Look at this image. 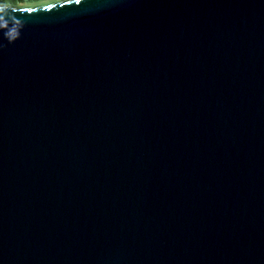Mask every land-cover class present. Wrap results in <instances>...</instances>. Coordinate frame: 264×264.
<instances>
[{
  "label": "water",
  "instance_id": "water-1",
  "mask_svg": "<svg viewBox=\"0 0 264 264\" xmlns=\"http://www.w3.org/2000/svg\"><path fill=\"white\" fill-rule=\"evenodd\" d=\"M47 1L0 0V264H264V0Z\"/></svg>",
  "mask_w": 264,
  "mask_h": 264
},
{
  "label": "trees",
  "instance_id": "trees-1",
  "mask_svg": "<svg viewBox=\"0 0 264 264\" xmlns=\"http://www.w3.org/2000/svg\"><path fill=\"white\" fill-rule=\"evenodd\" d=\"M71 0H48L45 3H31V4H24V7L34 8V7H43L50 3H65ZM3 6L5 7H11V8H18L20 7L17 2L14 5H10L8 2H4Z\"/></svg>",
  "mask_w": 264,
  "mask_h": 264
},
{
  "label": "snow or ice",
  "instance_id": "snow-or-ice-1",
  "mask_svg": "<svg viewBox=\"0 0 264 264\" xmlns=\"http://www.w3.org/2000/svg\"><path fill=\"white\" fill-rule=\"evenodd\" d=\"M0 19H2V17H0Z\"/></svg>",
  "mask_w": 264,
  "mask_h": 264
}]
</instances>
